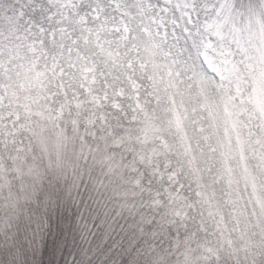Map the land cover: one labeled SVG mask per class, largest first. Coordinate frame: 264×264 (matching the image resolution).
<instances>
[{
	"label": "snow or ice",
	"instance_id": "1",
	"mask_svg": "<svg viewBox=\"0 0 264 264\" xmlns=\"http://www.w3.org/2000/svg\"><path fill=\"white\" fill-rule=\"evenodd\" d=\"M49 177L146 264H264V0H0V234Z\"/></svg>",
	"mask_w": 264,
	"mask_h": 264
},
{
	"label": "rangeland",
	"instance_id": "2",
	"mask_svg": "<svg viewBox=\"0 0 264 264\" xmlns=\"http://www.w3.org/2000/svg\"><path fill=\"white\" fill-rule=\"evenodd\" d=\"M139 228L138 217L117 215L91 186L70 192L68 181L49 177L12 228L0 234V264H89L95 248L105 264H146L148 237Z\"/></svg>",
	"mask_w": 264,
	"mask_h": 264
},
{
	"label": "trees",
	"instance_id": "3",
	"mask_svg": "<svg viewBox=\"0 0 264 264\" xmlns=\"http://www.w3.org/2000/svg\"><path fill=\"white\" fill-rule=\"evenodd\" d=\"M137 236V235H136ZM110 249V248H109ZM111 250V249H110ZM100 253L98 251V249H94L93 252L90 253V257L87 258L86 260L89 261V264H105V262H103L104 260L101 259L100 257ZM83 259V258H82ZM83 262V261H82ZM85 262V261H84ZM69 264H78L77 262L75 261H69L68 262ZM80 263V262H79ZM80 264H84V263H80ZM107 264H110L109 262Z\"/></svg>",
	"mask_w": 264,
	"mask_h": 264
}]
</instances>
